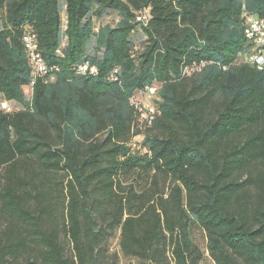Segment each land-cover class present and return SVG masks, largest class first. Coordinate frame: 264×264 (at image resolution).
I'll list each match as a JSON object with an SVG mask.
<instances>
[{
    "label": "trees",
    "instance_id": "16d2710c",
    "mask_svg": "<svg viewBox=\"0 0 264 264\" xmlns=\"http://www.w3.org/2000/svg\"><path fill=\"white\" fill-rule=\"evenodd\" d=\"M243 7L264 18V0H0V264H118L117 231L146 264H264V71L242 55Z\"/></svg>",
    "mask_w": 264,
    "mask_h": 264
},
{
    "label": "built area",
    "instance_id": "2783aa9c",
    "mask_svg": "<svg viewBox=\"0 0 264 264\" xmlns=\"http://www.w3.org/2000/svg\"><path fill=\"white\" fill-rule=\"evenodd\" d=\"M242 9L243 17L245 18L243 33L248 42L246 52H244V58H248V63H258L260 64V69H264V18L254 14H247L245 8L243 7ZM145 18L146 15L142 17V19ZM22 42L32 68V73L35 76H45L52 70H56V67H47L44 60L40 58L36 40L29 29L24 32ZM83 70L84 65H81L76 73H83ZM110 78L114 79L113 75ZM49 79L52 80L53 76L50 75ZM154 91L155 88L147 89L149 95L150 92ZM0 106L2 109L8 110V104L5 101H1ZM142 116L145 117L146 115L142 114Z\"/></svg>",
    "mask_w": 264,
    "mask_h": 264
},
{
    "label": "rangeland",
    "instance_id": "374dc122",
    "mask_svg": "<svg viewBox=\"0 0 264 264\" xmlns=\"http://www.w3.org/2000/svg\"><path fill=\"white\" fill-rule=\"evenodd\" d=\"M61 20H62L61 21L62 23H61V28H60V45L63 46L66 43V37L64 34L65 19H64L63 15H62ZM116 20H117V16L115 14H112V15H109L108 17L104 18L102 20V22L114 25ZM131 39L133 40V53H134V55H137L138 52L142 48V44H143V40H144V35L142 34V31L139 28H137L134 32L131 33ZM91 47H92V39L89 40L88 45L86 47L88 52H92ZM154 92L150 93V95L148 94V92L136 94L135 99L137 101V104L140 107V110L144 111V112H142V114H144V115L147 114L146 112H152L154 110V100H155L154 99V94H155ZM1 99H2V97L0 95V100ZM15 108H19V106L15 105ZM142 138H143V136L139 135V136H136L132 139L131 143L135 149L142 150L140 148V143H141ZM193 237H194L195 242L198 244L199 248L201 250H204L205 240H204L203 234L198 229H194ZM118 241H119V231L115 232L109 241L110 251L116 252V254L118 256V264H146L145 262H142V261L134 259V258L124 257L120 251ZM200 264H214V263L212 262V260L209 258V256L205 252L204 257L201 260Z\"/></svg>",
    "mask_w": 264,
    "mask_h": 264
},
{
    "label": "bare ground",
    "instance_id": "6f19581e",
    "mask_svg": "<svg viewBox=\"0 0 264 264\" xmlns=\"http://www.w3.org/2000/svg\"><path fill=\"white\" fill-rule=\"evenodd\" d=\"M33 37H34V39L36 40L34 34H33ZM36 41H37V40H36ZM36 45H37V42H36ZM37 46H38V45H37ZM245 52H246V51H245ZM39 54H40V53H39ZM242 55H243V58H244V53H243ZM40 58H42L41 54H40ZM42 59H43V58H42ZM244 60L248 62V58H244ZM251 64L255 65L256 68L260 69V64H258V63H251ZM81 65H84V70H83V73H80V74H85L86 72H90V73H93V72H94V67H90L87 63H83V64H81ZM81 65H79V66H81ZM78 69H79V67H78ZM260 70L264 71V69H260ZM77 72H78V70H77ZM111 79H112V78H111ZM150 93H153V92H150Z\"/></svg>",
    "mask_w": 264,
    "mask_h": 264
}]
</instances>
